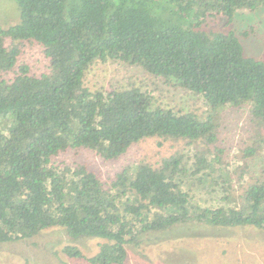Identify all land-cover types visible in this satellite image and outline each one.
<instances>
[{
	"label": "trees",
	"instance_id": "1",
	"mask_svg": "<svg viewBox=\"0 0 264 264\" xmlns=\"http://www.w3.org/2000/svg\"><path fill=\"white\" fill-rule=\"evenodd\" d=\"M16 2L21 22L0 30V245L62 228L73 240L104 241L91 257L65 246L70 260L125 264L136 232L187 223L264 230V62L245 56L236 33L203 29L218 16L231 23L264 0ZM7 39L17 43L7 46ZM22 42L43 48L47 74L19 65ZM109 61L200 97L208 115L166 109L139 87L92 91L87 72ZM243 106L254 138L236 146L233 169L224 158L235 146L220 145L221 120ZM153 138L192 149L127 165L107 187L85 165L54 163L84 150L120 160ZM255 158L262 159L259 173H251Z\"/></svg>",
	"mask_w": 264,
	"mask_h": 264
},
{
	"label": "rangeland",
	"instance_id": "2",
	"mask_svg": "<svg viewBox=\"0 0 264 264\" xmlns=\"http://www.w3.org/2000/svg\"><path fill=\"white\" fill-rule=\"evenodd\" d=\"M21 22L16 0H0V30ZM207 32L236 33L244 48L245 56L264 62V7L254 12L239 11L233 22L226 17L211 18L203 26ZM10 39L6 45H15ZM19 65L28 66L31 74L49 72V61L43 48L31 42L20 43ZM86 84L92 90L112 91L139 87L155 97L157 104L176 113L195 112L200 117L209 110L197 97L174 84L165 83L143 71L142 68L123 62H97L87 72ZM249 118V107L227 109L221 120V144L235 146L225 161L239 163L233 156L244 140L252 143L254 132ZM186 143L147 139L135 146L120 160L107 162L89 150L69 151L55 158V164L72 168L85 165L97 173L106 187L125 166L141 161L157 164L177 152L189 151ZM264 154V151L262 152ZM233 158V159H232ZM249 160L253 172H261L262 159ZM248 178V175L247 177ZM237 188V187H236ZM202 206L209 205L203 200ZM104 241L85 238L73 240L62 228H51L39 235L17 243L0 245V264H87L70 260L62 251L65 246L77 247L85 256L91 257L100 251ZM129 253L125 264H264V230L253 227L222 229L204 223L182 224L167 231L137 233L133 243L127 246Z\"/></svg>",
	"mask_w": 264,
	"mask_h": 264
}]
</instances>
